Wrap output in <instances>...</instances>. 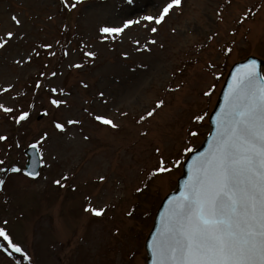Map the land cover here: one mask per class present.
<instances>
[{"label":"rangeland","instance_id":"obj_1","mask_svg":"<svg viewBox=\"0 0 264 264\" xmlns=\"http://www.w3.org/2000/svg\"><path fill=\"white\" fill-rule=\"evenodd\" d=\"M262 2L183 0L182 13L178 12L160 29L157 39L165 47L153 46L151 53H137L130 39L101 44L95 38L98 25L137 14L128 11L125 0H84L78 11L70 15L63 14L59 0H0V23L7 24L11 15H18L31 30L29 40L21 48L29 49L34 39H60L73 50V61H83L76 52L83 40L98 53L94 66L89 62L82 70L64 68L65 75L55 81L70 93L71 108L54 110L53 116L82 119V130L77 126L69 127L64 136L52 133L46 145L50 167L40 168L38 179L0 173V178L7 181L6 190L0 191V221L9 220L12 235L30 251L34 264L146 263L144 241L155 212L165 195L175 188L182 172L181 166L148 181V171L158 159L154 149L160 147L168 160L179 157L184 161L189 154H183L184 148L196 149L209 131L208 117L202 124L193 125L192 114H210L234 63L248 56L264 59V8L245 23H237L248 8L256 11ZM135 7L138 12H150L152 0H138ZM49 15L55 19L49 21ZM64 23L69 30L61 34ZM173 27L178 34H172ZM137 35H141L137 29L129 33V37ZM208 36L213 39L208 40ZM226 47L234 49L227 56L223 54ZM125 51L129 54L127 60L122 56ZM208 60L216 64L214 70L207 69ZM67 62L57 64V70ZM32 67L43 70L42 61L37 60ZM212 72L219 79H214ZM20 73L10 59L0 60V83L15 79ZM22 75L17 87L24 89L37 72L25 71ZM81 80L88 83L87 89L81 87ZM209 84H214L215 90L210 98H205L202 91ZM177 86L181 87L180 92L167 91ZM28 91L31 94L30 88ZM100 91H104L107 104L97 102ZM160 98L166 101V107L158 110L154 118L137 123L145 109L152 108ZM36 103L39 108L41 101ZM84 108L110 116L120 125L119 130L95 124ZM121 112L128 116H121ZM47 120L34 115L32 121L17 127L0 113V134L10 137L8 145L0 144V159L8 158L24 167L28 144L45 129L52 132ZM189 129L197 130L199 135L189 137ZM142 131H147V136H141ZM83 135H89L90 140L84 141ZM16 141L21 145L19 149L10 147ZM52 156L57 159L52 160ZM65 173L74 178L68 181V188H59L53 181ZM100 175L108 177L103 184L99 182ZM141 181L148 187L143 193H136ZM72 186L77 191L73 192ZM86 195L93 197V203L110 205L103 219L83 212ZM133 207L134 215L128 218L126 212ZM116 228L120 229L118 237L113 236ZM18 258L0 253V264H14Z\"/></svg>","mask_w":264,"mask_h":264},{"label":"snow or ice","instance_id":"obj_2","mask_svg":"<svg viewBox=\"0 0 264 264\" xmlns=\"http://www.w3.org/2000/svg\"><path fill=\"white\" fill-rule=\"evenodd\" d=\"M128 11L137 13L127 15L112 22H105L96 28V40L101 44L123 43L130 39L137 53H151L153 46L163 49L165 46L157 37L160 29L170 18L183 11V0H152V11L138 12V0H125ZM231 3V0H226ZM84 0H59L60 8L65 15L78 11ZM260 7L253 11L248 8L238 19V24L245 23L250 17L256 16ZM49 21L54 16L47 17ZM222 19V16H221ZM134 29L141 35L129 37ZM69 30L64 23L61 34ZM30 29L18 15H11L7 24L0 23V60H11L21 70L15 79H7L0 83V113L10 118L17 126H23L32 121L33 116L48 118L51 126L50 133L45 129L38 137L28 144L32 157L26 167L8 158L0 159V173L4 175H23L31 180L41 176L40 168H49L46 157V145L52 139V133L64 136L69 127L82 126L84 120L65 116L62 119L53 116V111L63 112L71 108L70 93L56 80L65 75L64 68L82 70L89 62L94 66L98 53L94 46L81 40L76 52L82 55L83 61H73L74 55L70 46H65L60 39L45 42L41 39L32 40L29 49L21 45L30 38ZM173 35L178 34L177 28L171 29ZM216 37L219 33L215 34ZM230 35H235L231 32ZM208 36V40H212ZM235 42L233 41V44ZM71 41L68 42V45ZM59 49V50H58ZM114 51L115 49H110ZM233 47H226L224 55L233 52ZM125 60L129 59L127 51L122 53ZM37 60L42 61V69L33 68ZM67 60L61 70L56 65ZM143 67V65H141ZM208 70H214L216 64L206 61ZM37 72L36 78L24 89L17 87V81L23 78V73ZM183 71V70H182ZM214 79H219L215 72ZM82 88L87 89L88 83L80 81ZM31 89V94L28 89ZM180 86L169 88L167 91L180 92ZM215 90L214 84H209L202 96L210 98ZM41 92L44 93L41 96ZM99 101L107 104L104 91L98 93ZM37 100L40 107L37 108ZM26 101V104L23 103ZM87 103V102H86ZM166 107L163 98L157 99L155 105L141 114L137 123H143L154 118L158 110ZM83 112L100 126L119 130L120 125L110 116L90 111ZM121 116H128L121 112ZM208 112L194 113L190 117L193 125L202 124L208 117ZM39 121H37L38 123ZM214 131L208 141V147L199 152L187 166V178L180 186L178 194L168 197L164 210L160 213L159 223L151 235L148 249L151 252V264H264V69L256 59H250L240 64L228 81L227 90L223 94V102L212 117ZM141 136H147L142 131ZM197 130H188L189 137H197ZM83 140H90L89 135H83ZM9 135L0 134V144L8 145ZM19 149L18 141L10 147ZM158 159L148 171L147 180L171 173L180 168L184 161L177 157L168 160L162 149H154ZM192 147H185L183 154L194 152ZM8 156V153H5ZM57 159L56 156L51 157ZM73 176L61 174L53 181L59 188H68V181ZM108 177L99 176L101 184ZM7 181L0 178V191L6 190ZM148 184L141 181L135 188L136 193H143ZM77 191L75 186L71 187ZM110 205L93 203L91 195L85 196L83 212L91 217L103 219ZM111 207H115L111 205ZM135 208L126 212L132 218ZM9 220L0 221V253L11 258L18 256L14 264H34L30 251L12 235ZM120 235V229L113 232L114 237Z\"/></svg>","mask_w":264,"mask_h":264},{"label":"water","instance_id":"obj_3","mask_svg":"<svg viewBox=\"0 0 264 264\" xmlns=\"http://www.w3.org/2000/svg\"><path fill=\"white\" fill-rule=\"evenodd\" d=\"M250 59H256L258 61V63L261 64V66H264V60H261V59H258V58H255V57H248L246 60L244 61H241V62H238V63H235L231 69L229 70L227 76H226V79L224 81V84L221 88V91L218 95V98H217V102L215 104V107L213 109V111L210 113L209 115V123H210V132L209 134L205 137V139L203 140L202 144L192 153H190L186 160L184 161L183 163V167H182V174L181 176L177 179V186H176V189L169 193L161 202L156 214H155V217H154V221H153V225H152V228L145 240V244H144V247H145V252H146V257H147V260H146V264H151V252L149 251L148 249V244L150 243V240H151V235L154 233L155 231V227L158 225L159 223V216H160V213L163 212L164 210V206L166 205L167 203V199L168 197L172 196V195H175V194H178L179 190H180V186L182 185L183 181L187 178V166H188V163L191 162L192 158H194L199 152H202L204 151L207 147H208V141L211 137V134L213 133L214 131V125L212 123V117H214L215 113L219 110V106L220 104H222L223 102V94L224 92L227 90V84H228V81L231 80L232 78V74L236 71L237 67L240 65V64H243V63H246L248 60ZM24 154L27 156V163L28 161L31 159L32 157V152L29 148L25 149L24 151ZM26 163V165H27ZM26 167V166H25Z\"/></svg>","mask_w":264,"mask_h":264}]
</instances>
